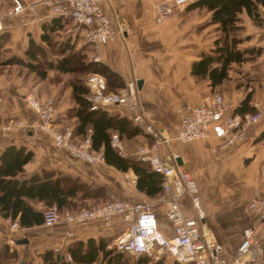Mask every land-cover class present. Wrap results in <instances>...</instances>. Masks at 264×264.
I'll use <instances>...</instances> for the list:
<instances>
[{"label": "crops", "instance_id": "crops-1", "mask_svg": "<svg viewBox=\"0 0 264 264\" xmlns=\"http://www.w3.org/2000/svg\"><path fill=\"white\" fill-rule=\"evenodd\" d=\"M155 1L101 2L103 11L112 21L124 23L128 31L99 45V61L91 59L93 48L84 42L81 31L71 28L69 19L59 20L48 6L38 5L35 13L25 11L20 15H6L0 30L5 53L0 57L4 60L17 56L28 61L30 58L25 50L31 37L46 51L47 58H56L57 55L50 51L49 44L41 37L44 26L54 24V30L47 29L49 35H54L57 41L69 38L76 49L85 53L88 61L105 65L110 70L111 75L106 77L108 88L115 89L131 78L141 80L137 88L144 114L163 135H175L184 103H206L212 99L214 92L223 95L230 104V110L240 113L253 110L254 102H258L263 115L250 126L244 139L226 146L222 138L209 131L207 136L191 141L173 138L161 144L159 152H173V163L191 172L205 209L201 226L223 244L224 255L230 258L241 240L242 228L253 226L263 252L246 264H264V219H260L257 212L248 206L254 196L264 191V5L258 4L256 18L242 9L236 23L239 26L237 48H259V52L232 63L228 77L212 87L207 77L196 78L190 73L191 62L199 59L202 53L212 52L214 40L220 35L217 23L211 22L212 12L204 7H194L190 2L175 8L161 22H156ZM11 2L0 0V6H5L0 7L1 10L7 9ZM112 74L118 77L117 80ZM69 79L68 73L56 69H48L42 78L26 64L0 63V153L9 144L23 145L32 151V157L18 174L21 180L52 172V177H59L60 182L63 179L75 181L77 187L73 194L67 196L68 204L58 209L61 216L67 210L101 202L110 191L129 199L149 197L154 200L160 228L171 235L173 228L165 217V205L160 200L165 195L163 190L157 197L146 195L137 187V174L132 168L121 170L106 160L91 164L78 159L66 150L54 147L50 132L39 127V116L24 98L29 91L36 92L40 98L53 99L56 105L54 127L70 125L75 130L78 103L72 98ZM247 95L250 109L240 111L238 107ZM105 109L108 115L116 119L127 118L126 109L120 104H112ZM19 117L26 121L27 126L4 127L7 122ZM127 119L130 123H125L123 128L109 127V134H119L123 151L119 153L115 149L120 155L137 159L135 151L138 146L151 144L152 137ZM76 137L80 138L81 135L77 134ZM94 148L104 151V143ZM33 205L41 212L50 206L42 201H35ZM183 206L187 214L194 213L187 197L183 200ZM8 219L0 215V243L5 238L3 231ZM126 226L127 221L120 215L115 216L109 224L100 218L80 224L67 223L61 218L53 226H46L42 222L16 228L19 235L14 239L15 244L11 245L21 252L20 264L40 260L39 255L45 248L55 251L58 247L59 251L55 253L65 257L70 244L80 240L86 242L90 238L96 241L101 239L106 248L117 251L113 246L114 238ZM68 229H72V236L66 235ZM19 238H27L28 241L18 243L16 240ZM124 254L131 256V264H137L134 260L140 254ZM154 261L151 259L146 264H153ZM162 264L174 262L167 257Z\"/></svg>", "mask_w": 264, "mask_h": 264}, {"label": "built area", "instance_id": "built-area-1", "mask_svg": "<svg viewBox=\"0 0 264 264\" xmlns=\"http://www.w3.org/2000/svg\"><path fill=\"white\" fill-rule=\"evenodd\" d=\"M103 1L106 0H12L7 13H35L38 5L48 6L54 15L69 19L71 28L81 31L84 42L93 48L91 59L99 61V45L128 31L124 23L112 21L103 11ZM193 1L161 0L155 3L156 22H161L175 8ZM2 27L3 19L0 15V30ZM85 83L88 92L84 97L91 108L120 104L125 107L127 118L151 135V144H140L135 154L138 159L147 162L152 170L162 175L161 186L165 195L160 200L165 205V217L172 225L173 232L167 235L160 228L153 199H129L113 191L101 202L67 210L62 216L55 204L47 206L42 212L44 225L53 226L61 218L73 224L100 218L105 224H109L115 216L120 215L127 221V226L114 238L113 246L117 251L146 254L156 261H162L167 256L176 264H246L248 260H253L263 252L262 243L255 235L254 227L245 226L234 254L230 258L226 257L223 244L201 226L205 209L201 203L198 184L191 172L173 163V152H159V146L173 138L191 141L207 136L209 131L222 138V143L226 146L244 139L250 126L258 122L263 115L258 102H254L253 110L242 113L230 110V104L219 92H214L212 99L203 104L186 102L181 107L182 114L176 133L170 136L159 132L153 122L145 116L135 79L125 80L116 90H108L106 76L95 71L87 76ZM24 98L37 112L41 120L39 127L51 133L54 147L64 149L72 156L91 164L105 160L103 150L92 147L91 128H88L81 139H76L70 125L54 127L56 106L51 100H39L34 91L26 93ZM24 126H27L26 121L17 119L13 124L9 122L4 127L11 129ZM110 144L119 153L123 151V144L117 132L110 134ZM186 197L194 209L193 214H187L184 210L183 200ZM248 206L263 220L264 191L254 196ZM11 227H20L17 219L11 220ZM66 235L72 236V229H68ZM55 251H59V248L56 247ZM65 256L69 260L72 259L69 252L65 253Z\"/></svg>", "mask_w": 264, "mask_h": 264}, {"label": "trees", "instance_id": "trees-1", "mask_svg": "<svg viewBox=\"0 0 264 264\" xmlns=\"http://www.w3.org/2000/svg\"><path fill=\"white\" fill-rule=\"evenodd\" d=\"M258 4L264 5V0H194L192 2L194 7L210 10L211 22L217 23L220 30V35L214 40L212 52L202 53L199 59L191 62L190 73L194 77H207L211 86L214 87L228 77L232 63L243 61L259 52V48L244 50L237 48L239 26L236 24L238 13L242 9L256 18ZM57 18L61 20L63 17ZM47 29L54 30V24L45 25L41 37L49 44L50 51L57 55L56 58H47L46 51L30 37L25 50L30 58L28 61L17 56L2 60L1 56L0 63L26 64L42 78L46 76L50 68L68 73L72 98L78 103L75 111L77 121L75 130L73 129L74 136L80 134L83 137L88 130L87 127L91 128L92 147L104 143L103 152L106 162L121 170L132 168L137 174V187L146 195L157 197L162 192V175L152 170L147 162L122 156L110 145V129L108 128H123V125L130 121L125 117L116 119L108 115L105 107L91 108L84 97L88 92V86L85 83L87 76L98 71L109 77L110 70L105 65L88 61L85 53L76 49L69 38L57 41L54 35L48 34ZM2 45L3 39H0V54L5 53ZM112 75L117 80L118 77L115 74ZM248 100L249 95L238 107L240 111L250 109ZM31 157L32 151L23 145L9 144L0 153V215L9 217L11 220L16 218L21 227L43 222V213L33 205V202L42 201L45 205L55 204L60 210L68 204L67 196L73 194L77 187L74 180L63 179L60 182L59 177L53 178L52 172H45L42 177L34 175L28 179H19L18 174L24 170L25 164ZM105 245L103 240L96 241L92 238L87 239L86 242L82 240L74 242L68 246L71 260L66 256L57 258L52 248H45L39 255L40 260L28 261L27 264H131V256L121 251H113ZM18 255L19 251L14 246L7 242L0 243V264H20ZM151 259V256L140 254L134 261L137 264H146ZM153 264H162V261L157 260Z\"/></svg>", "mask_w": 264, "mask_h": 264}, {"label": "rangeland", "instance_id": "rangeland-1", "mask_svg": "<svg viewBox=\"0 0 264 264\" xmlns=\"http://www.w3.org/2000/svg\"><path fill=\"white\" fill-rule=\"evenodd\" d=\"M161 0H157V1H155L154 2V4L155 3H159ZM5 5V4H4ZM11 5H12V2H11V4L8 6V8L7 9H4V10H1V8H0V15L2 16V19H3V17L4 16H6V15H9L8 13H7V11H8V9L11 7ZM0 7H5V6H0ZM2 8V9H3ZM108 90H116V89H108ZM35 95H36V97L39 99V100H43V101H47V100H51L52 102H53V104H54V106H56L55 105V102L53 101V99L52 98H40L39 97V95L38 94H36V92H35ZM25 101H26V103L28 104V102H27V100H26V98H25ZM29 105V104H28ZM33 109V108H32ZM34 110V109H33ZM35 111V110H34ZM36 112V111H35ZM37 113V112H36ZM38 115V114H37ZM20 120V119H23V118H21V117H19V118H14V119H12L11 121H9L10 123H14L16 120ZM14 121V122H13ZM9 122H7V123H9ZM6 123V124H7ZM5 126V125H4ZM45 130V129H44ZM48 131V130H47ZM49 132V131H48ZM51 134V133H50ZM76 139H81V137L80 138H78V137H75ZM92 205V204H91ZM89 206V205H88ZM15 230H17V229H13L12 227H11V219L9 220H7L6 221V225H5V229H4V231H3V233H5L4 235V239H2V241H1V243L2 242H7L9 245H14L15 244V241H14V239H16V236H18L19 234H17V231H15ZM13 234V235H12ZM17 234V235H16ZM7 235H11V236H7ZM15 236V237H14ZM2 238V237H1ZM0 238V239H1ZM19 248H21V247H19ZM20 255H21V252H19V255H18V257L17 258H19L20 257ZM165 259H167V256H165L164 257Z\"/></svg>", "mask_w": 264, "mask_h": 264}, {"label": "water", "instance_id": "water-1", "mask_svg": "<svg viewBox=\"0 0 264 264\" xmlns=\"http://www.w3.org/2000/svg\"><path fill=\"white\" fill-rule=\"evenodd\" d=\"M136 83H137V86L140 87V85H141V80H140V79L136 80ZM27 241H28L27 238H19V239L16 240V242H18V243L27 242ZM56 257H57V258H64V255L58 253V254H56Z\"/></svg>", "mask_w": 264, "mask_h": 264}]
</instances>
